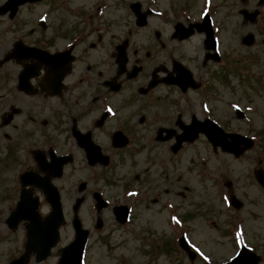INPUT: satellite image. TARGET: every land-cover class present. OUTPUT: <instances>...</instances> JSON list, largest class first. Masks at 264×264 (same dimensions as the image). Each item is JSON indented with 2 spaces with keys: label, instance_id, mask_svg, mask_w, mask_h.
Returning <instances> with one entry per match:
<instances>
[{
  "label": "flooded vegetation",
  "instance_id": "flooded-vegetation-1",
  "mask_svg": "<svg viewBox=\"0 0 264 264\" xmlns=\"http://www.w3.org/2000/svg\"><path fill=\"white\" fill-rule=\"evenodd\" d=\"M214 1L162 0L166 8L160 0H37L0 12V264L25 252L32 219L10 220L22 191L30 208L33 201L40 210L50 207L39 177L50 175L62 192L69 173L74 200L85 181V199L94 202L97 192L105 198L102 187L111 185L128 158L147 150L149 161L170 165L186 149L184 142L173 152L190 125L211 119L230 140L233 120L246 119V111L233 105L247 98L253 83L261 90L264 77L248 68L260 64V54L230 60L220 50V33L229 23L239 27L242 18L251 30L241 44L263 46L264 0ZM37 5L35 18L30 10ZM196 36L200 43L193 44ZM231 72L240 99L231 97ZM209 103H220L216 114L212 104L202 116L195 114ZM248 136L264 139L263 133ZM61 164L63 176L55 178ZM26 173L32 180L24 183ZM146 180H125L122 203L114 204L129 207L127 230L136 204L148 195ZM177 181V187L168 184L166 195H187L183 176ZM38 263L32 254L28 264Z\"/></svg>",
  "mask_w": 264,
  "mask_h": 264
},
{
  "label": "rangeland",
  "instance_id": "rangeland-1",
  "mask_svg": "<svg viewBox=\"0 0 264 264\" xmlns=\"http://www.w3.org/2000/svg\"><path fill=\"white\" fill-rule=\"evenodd\" d=\"M3 1L0 0V3ZM160 2L162 7H168L162 0ZM206 2L209 5L212 0ZM217 2L218 0L214 1L215 4ZM251 3L250 0L248 4ZM239 5L243 6L242 1H239ZM39 9L40 5L31 8V14H35L33 17H38ZM228 25L220 33V39L223 41L220 50L225 51L230 60L236 61L241 57L243 59L249 57L255 52L259 53L260 64L253 65L249 62L248 68L250 72L253 70L255 75L264 77V44L251 47L241 44V36L251 30L249 25L242 22V18L239 27L235 22L234 25L232 23ZM162 28L168 27L162 25ZM199 40L200 36H196L191 41L196 44L200 43ZM190 52L195 55L194 48L190 49ZM247 73L241 72V76ZM230 82H233L231 84L236 89V93L232 92L231 97L236 96L240 99L237 74L232 73ZM263 82L261 90L257 89L259 86L256 88V83H253L252 89L246 88L247 98L233 105V108L239 106L246 111L245 120H233L232 129L235 131L246 135L264 134ZM117 100L123 101L121 95ZM211 104L216 114L220 109V103H209L205 105V109L195 110V114L202 116L204 110L208 111ZM193 110L194 108L187 110L188 115ZM255 143L251 151L236 157L224 151H215L209 141L200 137L196 142H188L183 154L174 158L165 168L163 165L149 161L147 150L140 156H133L131 160L129 158L124 160L120 169L115 170L116 176H112L111 185L101 186L104 191L106 190L105 198L112 204L122 203L119 196L125 180L136 184V179L142 177L148 178L146 180L148 184L145 186L149 190L148 195L144 203H135L131 230L115 225L114 215L109 207L102 210L106 225L101 231H96L94 221L97 213L94 202L91 197L86 198L79 213L83 224L92 231V236L83 264H204L206 261L216 263L227 261L243 244L254 246L255 251L261 252L260 261L264 264V189L256 182L254 172L257 168L264 170V139H256ZM85 175L84 172H78L77 177L83 179ZM70 176L68 173L65 177L67 179L63 180L66 223L62 227L61 240L48 259L38 264H55L59 257V247L74 238L71 206L77 193L75 189L72 190L71 183H68L72 182ZM179 176H183L185 186L189 187L188 191L185 190L187 195H166L164 192L168 184L173 186L175 182L177 187ZM227 182L231 183V187L225 185ZM231 193L241 201L243 206L241 209L235 210L229 206L226 195L229 196ZM155 199L159 202L154 203ZM49 209L46 206L42 210L46 212ZM143 231L145 234L142 233ZM181 234L187 236L197 253L194 261H190L179 244L173 242ZM258 247L260 250L257 249Z\"/></svg>",
  "mask_w": 264,
  "mask_h": 264
},
{
  "label": "water",
  "instance_id": "water-1",
  "mask_svg": "<svg viewBox=\"0 0 264 264\" xmlns=\"http://www.w3.org/2000/svg\"><path fill=\"white\" fill-rule=\"evenodd\" d=\"M26 0H9L6 2V6L8 5H13L18 6L20 3L25 2ZM7 7H5L6 9ZM246 15V11H243ZM251 37L248 36L247 39L249 42H251ZM200 130L205 131L211 138V135L213 137V133L211 131V125L210 126H203L199 128H195L193 126L188 127L186 130V138L187 140H193L196 138L197 134L199 133ZM182 140V139H181ZM252 140H243V139H238L234 137L232 143H222L223 147L231 152H236L237 154L242 153L245 151L246 148L250 147L252 145ZM244 143V149L238 150V144L239 143ZM217 145V144H216ZM257 179L258 181L264 186V172H258L257 173ZM47 191L49 192V200L51 203H53V210L47 217V220L42 223L41 226L38 223L37 219L39 220V215L37 212L34 213V223L33 227L34 229L31 230L30 232V245L32 249H35L38 251L39 255L37 257L38 260H42L48 256L50 253L51 247L54 246L58 239H59V227L62 223H64V214L62 212V203L60 202V197L57 192V194H53L51 191L52 189L47 187ZM81 198L77 201V203L73 207L74 211V218H73V225L75 228V240L70 242L69 245L63 247L60 249L61 251V256H60V261L58 264H82V255L85 249V244L87 242V237H88V230L84 229L83 226L81 225V220H79L77 211L80 207L81 204ZM234 205L240 206V202H238L236 199H234ZM123 214V213H121ZM122 220H124L122 218ZM41 227V228H40ZM181 246L186 249V251L190 254L191 259L193 260L196 256V253L192 252L187 244L185 242L184 237L181 238ZM29 253V252H27ZM28 258V254L26 257L21 258L25 259L24 264H26ZM257 257L251 252L247 251L246 249H243L242 252L238 255L237 258L233 259L231 262H228L227 264H257L256 262ZM209 264V263H206Z\"/></svg>",
  "mask_w": 264,
  "mask_h": 264
}]
</instances>
